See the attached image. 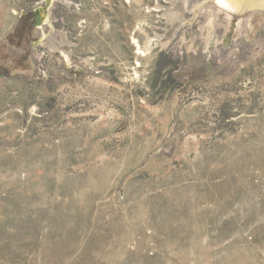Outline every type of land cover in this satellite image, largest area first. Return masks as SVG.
Masks as SVG:
<instances>
[{
  "label": "rangeland",
  "instance_id": "rangeland-1",
  "mask_svg": "<svg viewBox=\"0 0 264 264\" xmlns=\"http://www.w3.org/2000/svg\"><path fill=\"white\" fill-rule=\"evenodd\" d=\"M69 1L0 0V264H264V15Z\"/></svg>",
  "mask_w": 264,
  "mask_h": 264
},
{
  "label": "water",
  "instance_id": "water-1",
  "mask_svg": "<svg viewBox=\"0 0 264 264\" xmlns=\"http://www.w3.org/2000/svg\"><path fill=\"white\" fill-rule=\"evenodd\" d=\"M242 2L237 7L233 6V4L228 7L224 2H219L218 5L214 4L212 6L222 10V13L225 15L228 13L229 18H235L237 20H244L255 13L264 15V0H242Z\"/></svg>",
  "mask_w": 264,
  "mask_h": 264
},
{
  "label": "bare ground",
  "instance_id": "bare-ground-1",
  "mask_svg": "<svg viewBox=\"0 0 264 264\" xmlns=\"http://www.w3.org/2000/svg\"><path fill=\"white\" fill-rule=\"evenodd\" d=\"M189 1L192 2V6H193L194 9L197 8V7H199L202 10H204V9H207L208 11L209 10H213L214 12H216L217 16H218V14L222 13L223 11L220 10L219 8H215L212 5H214V4H217L218 5L219 2H224L225 4L228 5V7H230L232 4H233V6H236L237 7V6H240V3H243L242 0H232V1L231 0H193V1L192 0H187L185 2H189ZM66 3L70 4V1L69 0H66ZM227 14H226V16L228 17L229 14L228 15ZM244 20H241V21H244ZM58 35L59 34H57V32H55L53 34V36H54L55 39L58 38ZM53 41L54 40L51 38L50 44H52L55 47L54 43L56 41L55 42H53Z\"/></svg>",
  "mask_w": 264,
  "mask_h": 264
},
{
  "label": "trees",
  "instance_id": "trees-1",
  "mask_svg": "<svg viewBox=\"0 0 264 264\" xmlns=\"http://www.w3.org/2000/svg\"><path fill=\"white\" fill-rule=\"evenodd\" d=\"M160 72V71H159Z\"/></svg>",
  "mask_w": 264,
  "mask_h": 264
}]
</instances>
